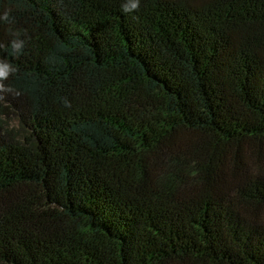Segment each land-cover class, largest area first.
<instances>
[{
    "label": "trees",
    "instance_id": "trees-1",
    "mask_svg": "<svg viewBox=\"0 0 264 264\" xmlns=\"http://www.w3.org/2000/svg\"><path fill=\"white\" fill-rule=\"evenodd\" d=\"M122 2L0 0V264H264V0Z\"/></svg>",
    "mask_w": 264,
    "mask_h": 264
},
{
    "label": "clouds",
    "instance_id": "clouds-1",
    "mask_svg": "<svg viewBox=\"0 0 264 264\" xmlns=\"http://www.w3.org/2000/svg\"><path fill=\"white\" fill-rule=\"evenodd\" d=\"M140 0H123L121 4V11L124 14H128L136 10L139 6ZM0 22L11 23L10 10L5 8L0 11ZM11 40L9 47L11 49V54L14 56H19L25 47V39L21 38V32L15 31L11 33ZM15 72V68L8 62L7 58H0V91L12 92L13 89L5 87L3 81L6 80L10 73ZM18 94V93H17ZM65 107H71V104L67 99L63 101Z\"/></svg>",
    "mask_w": 264,
    "mask_h": 264
},
{
    "label": "rangeland",
    "instance_id": "rangeland-1",
    "mask_svg": "<svg viewBox=\"0 0 264 264\" xmlns=\"http://www.w3.org/2000/svg\"><path fill=\"white\" fill-rule=\"evenodd\" d=\"M2 117L4 118L6 127H8L9 130L13 131L14 134L17 135L20 139H23L26 131L20 119L18 117H15V115L13 114L9 116L2 115Z\"/></svg>",
    "mask_w": 264,
    "mask_h": 264
}]
</instances>
